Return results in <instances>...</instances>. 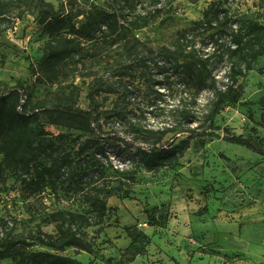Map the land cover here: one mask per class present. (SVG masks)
<instances>
[{"label":"rangeland","instance_id":"374dc122","mask_svg":"<svg viewBox=\"0 0 264 264\" xmlns=\"http://www.w3.org/2000/svg\"><path fill=\"white\" fill-rule=\"evenodd\" d=\"M46 1L56 7L63 2L65 11L79 15L74 20L77 24L84 21L85 9L93 3L101 4L98 0ZM176 4L179 6L176 15L164 21L156 20L135 33L144 44L141 56L150 51L156 54L157 47L170 43L178 31L200 20L209 2L179 1ZM232 12L245 26L251 20L264 25V0H235ZM37 15L35 11L25 14L0 39V93L20 90L27 96L24 97L27 110L40 111V124L57 135L58 129L52 122L62 126L64 121L56 115L50 118L45 110L54 105L90 109L88 94L92 77L86 74L92 66L121 85L118 95L101 93L97 96L100 110L119 111L116 107L119 106L124 117L117 121L107 119L98 135L59 128L68 134L67 150L72 147L77 150L78 144L71 142L75 138L92 140L94 158L85 157L83 170L76 177L78 185L69 187L57 183L31 196L24 193L18 174L6 171L0 181V225L13 226L16 234L29 241L41 232L56 234L57 222L53 215L58 211L95 215L83 196L65 192L81 186L87 193L100 190V196L107 200L104 223L88 230L95 253L75 248L56 251L37 242L31 250L57 253L89 264H264V157L221 139L194 137L177 165L154 172L140 171L134 181L124 187L128 189L126 196V192L119 191L121 177L115 169L125 165L127 150L137 142L128 131L133 124L155 132L168 128L173 119L168 110L178 103L181 91L172 79H164L170 72L155 66L150 59H147L150 73L147 75L163 83L155 89L166 95L157 110L148 107L147 78L129 81L128 76L122 75L121 80L119 74L125 72L130 62L114 60L116 57L98 59L83 68L72 62L60 65L57 67L59 79L52 81L40 69L49 38ZM119 52L121 50L112 55L117 56ZM158 64L162 66L163 62ZM129 82L135 87L132 93L125 94L124 85ZM239 83L244 88L240 103L225 106L215 118V125L228 128L229 134L251 137L264 145V57L259 59L254 71L239 79ZM210 98L209 92L200 96L197 108L202 111L201 118L207 112ZM200 124L207 128L210 123L201 119L193 126ZM217 132L226 135L223 130ZM171 136L169 133L160 145ZM187 136L179 135L178 139ZM101 166H107V172L105 178L98 181L96 174ZM87 167L91 168L84 170ZM91 172L95 173L94 177ZM126 227L143 232L149 238L144 244L140 238L139 244L144 248L133 259L126 252L132 242ZM231 246L242 247V253L230 254L227 248ZM0 264L19 262L5 259Z\"/></svg>","mask_w":264,"mask_h":264},{"label":"trees","instance_id":"16d2710c","mask_svg":"<svg viewBox=\"0 0 264 264\" xmlns=\"http://www.w3.org/2000/svg\"><path fill=\"white\" fill-rule=\"evenodd\" d=\"M98 1L100 5L93 3L83 11L84 21L77 24L74 20L79 15L65 11L63 2L56 7L46 0H0V39L15 22L35 11L49 38L40 69L52 81L59 79L57 67L60 65L72 62L76 67L81 65L83 68L87 63L98 62V59L116 57L114 60L130 62L125 72L119 74L121 80L124 79L122 75L128 76L129 81L147 78V101L152 110H157L158 105L164 103L166 95L155 89L156 85L162 86L163 83L147 75L150 74L146 66L147 59L170 72L164 79H172L182 95L178 103L168 110V115L173 119L168 128L158 132L141 124L131 126L128 134L137 142L131 150H127L125 165L115 169L121 177L119 191L126 192L128 196V189L124 190V187L133 182L142 170L154 172L177 165L194 137L221 139L264 157V145L261 142L251 137L229 134L228 128L215 125V118L225 106L240 103L244 88L239 79L254 71L259 59L264 57V25L251 20L245 26L238 18H234L232 4L235 0H205L209 4L200 20L178 31L170 43L157 47L156 54L150 51L146 56H141L144 44L135 34L138 30L156 20L164 21L176 15L179 10L176 3L179 1L198 3L202 0ZM117 50L121 52L117 56L112 55ZM159 62H163V65L160 66ZM258 71L263 72L262 69ZM86 75L92 77L88 94L90 109L54 105L45 111L50 118L56 115L62 119V126L67 129L98 135L107 119L117 121L124 117V113L119 106H116L119 111H101L97 96L101 93L118 95L121 85L92 66H89ZM134 87L132 82L125 84V94L132 93ZM171 87L169 85L167 89ZM205 92H209L211 98L207 112L201 118L202 111L197 105ZM24 97L27 98L18 89L0 93V181L6 171H15L24 193L31 196L57 183L69 187L78 185L76 177L83 170L85 157L94 158L90 146L92 140L89 142L75 138L71 142L78 144L77 150L74 147L67 150L65 143L68 134L59 130L61 124L52 122L56 124L53 126L58 129V133L51 134L39 122L40 111L27 110ZM201 119L204 123H210L207 128H203L204 124L193 126ZM220 130L226 135H220L217 132ZM169 133L172 136L164 145H160ZM183 134L188 136L179 140L178 136ZM106 172L107 166H101L97 170V180L105 178ZM91 174L94 177L95 173ZM65 192L83 196L95 215L90 212L58 211L53 215L57 222L56 234L41 232L30 241L16 234L13 226L0 225V261L18 259L19 264H89L57 253L31 250L34 242H37L56 251L75 248L88 254L95 253V246L88 238V230L104 223L107 200L100 196V190L87 193L81 186H74ZM124 229L132 239L126 252L133 259L142 253L144 241L149 238L132 228ZM140 238L142 245L139 244Z\"/></svg>","mask_w":264,"mask_h":264},{"label":"crops","instance_id":"0c3cea01","mask_svg":"<svg viewBox=\"0 0 264 264\" xmlns=\"http://www.w3.org/2000/svg\"><path fill=\"white\" fill-rule=\"evenodd\" d=\"M227 250L229 251L230 254H238V253H242V247L241 248H235V246H231L230 248H227ZM238 264V263H237Z\"/></svg>","mask_w":264,"mask_h":264}]
</instances>
